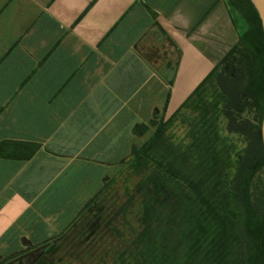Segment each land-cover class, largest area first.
<instances>
[{
  "label": "crops",
  "instance_id": "crops-1",
  "mask_svg": "<svg viewBox=\"0 0 264 264\" xmlns=\"http://www.w3.org/2000/svg\"><path fill=\"white\" fill-rule=\"evenodd\" d=\"M233 35L225 0H0V264H54Z\"/></svg>",
  "mask_w": 264,
  "mask_h": 264
},
{
  "label": "trees",
  "instance_id": "trees-1",
  "mask_svg": "<svg viewBox=\"0 0 264 264\" xmlns=\"http://www.w3.org/2000/svg\"><path fill=\"white\" fill-rule=\"evenodd\" d=\"M225 2L236 44L168 118L151 122L126 167L132 192L103 230L88 232L89 264H264V34L250 0ZM175 125L186 126L188 144L172 141ZM109 184L69 231L102 214Z\"/></svg>",
  "mask_w": 264,
  "mask_h": 264
},
{
  "label": "rangeland",
  "instance_id": "rangeland-1",
  "mask_svg": "<svg viewBox=\"0 0 264 264\" xmlns=\"http://www.w3.org/2000/svg\"><path fill=\"white\" fill-rule=\"evenodd\" d=\"M237 37L233 35L232 42L235 41ZM186 126L175 125L170 134L173 135L172 141L178 143L181 141L183 145L188 144V139L185 138V133L187 132ZM234 142L238 147H242V144L235 138ZM135 179L128 175V171L124 169L120 173L119 177L109 184L107 191L105 193V210L100 215H95L89 213L85 218L81 219L78 226L73 230L67 232V234L54 246V249L48 254V257L53 261L54 264H83L81 260L87 261V264L91 262L92 256H85L93 243V237L87 239L88 232H100L103 230V222L108 217L111 216L115 208L122 204L125 200V188L132 192L133 186L135 184ZM130 215L132 219H135L139 214V208L134 205L130 210ZM117 222V221H115ZM85 256V257H84ZM81 259V260H80Z\"/></svg>",
  "mask_w": 264,
  "mask_h": 264
},
{
  "label": "water",
  "instance_id": "water-1",
  "mask_svg": "<svg viewBox=\"0 0 264 264\" xmlns=\"http://www.w3.org/2000/svg\"><path fill=\"white\" fill-rule=\"evenodd\" d=\"M250 1L258 14L262 31L264 34V0H250ZM261 140L264 148V116L261 123Z\"/></svg>",
  "mask_w": 264,
  "mask_h": 264
}]
</instances>
